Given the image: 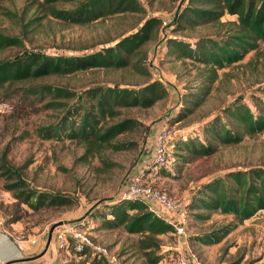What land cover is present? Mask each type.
Returning <instances> with one entry per match:
<instances>
[{"label": "rangeland", "instance_id": "rangeland-1", "mask_svg": "<svg viewBox=\"0 0 264 264\" xmlns=\"http://www.w3.org/2000/svg\"><path fill=\"white\" fill-rule=\"evenodd\" d=\"M138 1L143 12L124 13L80 26L52 16L46 7H41L44 0H7L0 9V31L19 39L23 46L11 47L0 57L12 59L30 51L57 54L97 50L135 32L153 16L163 19L165 27L161 39L171 36L173 19L183 0ZM74 5L72 2H59L56 7L72 9ZM232 19L235 17L225 18ZM200 32L214 34L213 29ZM161 43L158 41L148 46L150 53L146 68L149 74L133 68L113 72L90 70L67 77L16 84L0 91V96L6 98L13 108L10 114L0 115V174L6 168L14 174V180H22L27 189L72 202L70 206L32 208L18 201L13 192H7L4 189L6 183L0 176V221L10 233L15 236L43 235L45 238L55 225L76 224L96 243L108 247L118 257L119 264L145 262L138 248L140 237L120 229H101L103 214L107 210L105 206H101L99 211L96 207L117 199L136 172L149 163L158 128L165 124L172 133L181 134L237 102H245L256 111L252 96H262L257 88L264 84V50L261 46L259 56L251 52L240 64L221 70L206 102L192 115L170 123L168 119L178 111L183 97L199 93L200 88L208 85V77L191 60L166 55V45ZM158 45H161L159 50ZM155 79L162 80L166 97L151 108L123 110L117 119L135 121V127L117 140L131 144L124 151L110 147L87 151L84 144L76 140H43L41 130L58 124L67 110H46L33 96L21 100L23 89L47 84L78 94L75 100L69 101L68 108H71L81 101V92L87 88L118 85L138 90ZM173 159L167 168L147 171L145 182L188 204L196 190L206 182L224 177L230 171H245L250 167L264 169V133L256 138L247 137L238 145L220 146L215 155L195 158L181 168L177 167L180 163ZM232 222L231 215L214 214L209 222H199L189 215L185 250L178 234L164 235L161 239L163 249L158 253L162 258L160 264H172L181 256L177 249L183 253L186 248L197 257V263L193 264H264V215L261 212L240 223L221 245L210 246L211 260L202 255L203 245L191 239ZM59 254V264H90L94 257L90 252H73L72 247L59 249Z\"/></svg>", "mask_w": 264, "mask_h": 264}, {"label": "trees", "instance_id": "trees-1", "mask_svg": "<svg viewBox=\"0 0 264 264\" xmlns=\"http://www.w3.org/2000/svg\"><path fill=\"white\" fill-rule=\"evenodd\" d=\"M6 1L0 0V9ZM59 2H72L75 5L72 9H59L56 7ZM41 7H46L52 16L68 24L80 26L115 15L143 12L138 0H44ZM227 16L235 19L225 20ZM164 27L163 19L153 16L135 32L97 50L57 54L30 51L12 59L0 57V91L16 84L67 77L90 70L113 72L133 68L149 74L146 68L150 53L148 46L162 41L161 44L166 45V55H173L179 60H191L207 73L208 85L200 88L199 93L185 95L178 111L168 119L170 123L182 121L206 102L221 70L240 64L251 52L259 56L261 46L264 50V0H183L173 19L172 35L161 39ZM204 29H213L214 34L201 33ZM197 32L199 34L194 35ZM16 46H23V43L0 31V54ZM35 86L23 89L21 100L33 96L46 110H67L58 124L41 130V138L76 140L83 143L87 151L108 147L115 151L128 150L130 143L117 140L135 127V121H118L121 112L137 107L151 108L167 95L161 79H155L138 90L118 85L95 86L81 92V101L68 108L69 101L75 100L78 94L53 85ZM257 91L262 96H252L256 111L245 102H237L206 119L198 127L181 134L172 133L169 142L170 161H174V157L180 163L177 167L181 168L195 158L215 155L220 146L238 145L247 137L262 135L264 84ZM0 99L8 101L1 96ZM13 175L6 168L0 174L6 183L4 189L13 192L15 198L23 204L35 209L72 204L71 200L59 196L37 194L36 190L27 189L22 180H14ZM121 193L107 205L96 207L98 211L101 206L107 210L103 214L100 228L120 229L129 235H138V248L145 258L143 264H160L162 258L158 253L163 249L161 237L176 234L174 227L150 211L143 201L123 200ZM33 199L35 202H31ZM185 206L188 215H193L199 222H209L214 214L233 216L231 224L191 237L192 241L204 246L219 244L240 223L260 212L264 215V169L250 167L245 171H230L224 177L206 182L196 190L191 202L185 203ZM71 247L76 252L72 245L68 249ZM92 255L94 257L90 264H112L104 257Z\"/></svg>", "mask_w": 264, "mask_h": 264}, {"label": "built area", "instance_id": "built-area-1", "mask_svg": "<svg viewBox=\"0 0 264 264\" xmlns=\"http://www.w3.org/2000/svg\"><path fill=\"white\" fill-rule=\"evenodd\" d=\"M13 108L10 102L0 99V115L10 114ZM172 136L171 129L164 125L158 130L154 140L153 154L149 158L148 165L138 172L131 182L123 189L121 198L123 200L143 201L150 211L157 216L164 218L171 226L174 227L175 233L178 235H186L189 213L182 201L171 197L167 192L150 186L145 182V173L147 171H155L158 168L165 167L170 164V138ZM151 164V166H150ZM0 230L8 233L5 224L0 221ZM16 244L23 249L27 244L37 245L39 237L37 236H15ZM53 239L56 241L59 249H68L70 245L78 253L89 251L91 254L104 257L112 264H119L118 257L106 246L96 243L91 235L76 226V224H61L53 232ZM197 263L195 254L188 252L187 256H179L172 264H193Z\"/></svg>", "mask_w": 264, "mask_h": 264}, {"label": "crops", "instance_id": "crops-1", "mask_svg": "<svg viewBox=\"0 0 264 264\" xmlns=\"http://www.w3.org/2000/svg\"><path fill=\"white\" fill-rule=\"evenodd\" d=\"M158 130H160V128H158ZM12 235L14 234L10 233V231L5 233L4 231L0 230V264H59V248L57 247L56 241L53 239V234L50 243L48 240L49 235H47L45 238L43 235H40L37 245L27 244L23 249H20L17 246L16 240L14 237H12ZM178 236L179 241L183 243L185 250V244L188 242L186 235ZM225 240L226 238L223 241ZM222 242L216 245H221ZM177 251H179L181 256H187L188 252H190V250H187V248L186 252L183 251V253L180 249H177ZM201 251L202 255L206 256L209 260L212 259L210 246L203 245Z\"/></svg>", "mask_w": 264, "mask_h": 264}, {"label": "water", "instance_id": "water-1", "mask_svg": "<svg viewBox=\"0 0 264 264\" xmlns=\"http://www.w3.org/2000/svg\"><path fill=\"white\" fill-rule=\"evenodd\" d=\"M59 225H61V224H58V225H55V226H53L52 228H51V230H50V232H49V243L51 242V240H52V234H53V232H54V230L56 229V227H58Z\"/></svg>", "mask_w": 264, "mask_h": 264}]
</instances>
